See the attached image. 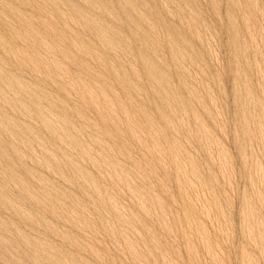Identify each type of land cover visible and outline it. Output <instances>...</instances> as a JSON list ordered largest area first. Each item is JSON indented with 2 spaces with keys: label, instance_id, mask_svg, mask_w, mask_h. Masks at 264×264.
I'll use <instances>...</instances> for the list:
<instances>
[{
  "label": "rangeland",
  "instance_id": "1",
  "mask_svg": "<svg viewBox=\"0 0 264 264\" xmlns=\"http://www.w3.org/2000/svg\"><path fill=\"white\" fill-rule=\"evenodd\" d=\"M0 264H264V0H0Z\"/></svg>",
  "mask_w": 264,
  "mask_h": 264
}]
</instances>
